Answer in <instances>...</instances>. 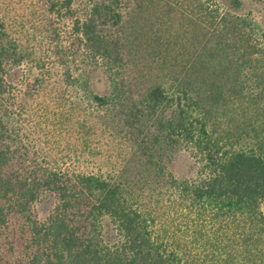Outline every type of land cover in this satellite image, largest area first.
Wrapping results in <instances>:
<instances>
[{"label": "trees", "instance_id": "obj_1", "mask_svg": "<svg viewBox=\"0 0 264 264\" xmlns=\"http://www.w3.org/2000/svg\"><path fill=\"white\" fill-rule=\"evenodd\" d=\"M0 264H264V23L0 0Z\"/></svg>", "mask_w": 264, "mask_h": 264}, {"label": "rangeland", "instance_id": "obj_2", "mask_svg": "<svg viewBox=\"0 0 264 264\" xmlns=\"http://www.w3.org/2000/svg\"><path fill=\"white\" fill-rule=\"evenodd\" d=\"M259 0H241L242 2V13H245L247 10L252 11V15L255 19L261 21L264 23V11L260 10V6L258 3ZM177 166L174 169L175 172H180L181 170L183 171V167L181 163H176Z\"/></svg>", "mask_w": 264, "mask_h": 264}]
</instances>
